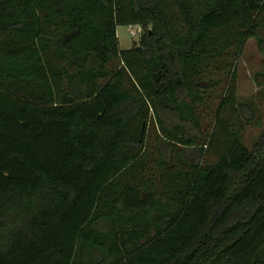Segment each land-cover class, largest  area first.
I'll return each mask as SVG.
<instances>
[{"label": "trees", "instance_id": "trees-1", "mask_svg": "<svg viewBox=\"0 0 264 264\" xmlns=\"http://www.w3.org/2000/svg\"><path fill=\"white\" fill-rule=\"evenodd\" d=\"M252 37L264 0H0V264H264Z\"/></svg>", "mask_w": 264, "mask_h": 264}, {"label": "rangeland", "instance_id": "rangeland-1", "mask_svg": "<svg viewBox=\"0 0 264 264\" xmlns=\"http://www.w3.org/2000/svg\"><path fill=\"white\" fill-rule=\"evenodd\" d=\"M120 46L128 49L138 44L142 34L134 35L127 24L117 27ZM237 86L239 100L252 101L253 113L242 119V138L252 148L264 130V52L255 37L249 38L238 60Z\"/></svg>", "mask_w": 264, "mask_h": 264}, {"label": "built area", "instance_id": "built-area-1", "mask_svg": "<svg viewBox=\"0 0 264 264\" xmlns=\"http://www.w3.org/2000/svg\"><path fill=\"white\" fill-rule=\"evenodd\" d=\"M128 27H129L130 31H131L134 35H137V34L140 35V34H142V32H143L142 26L139 25V24H133V23H131V24L128 25ZM140 40H141V39H140ZM139 43H140V41H139Z\"/></svg>", "mask_w": 264, "mask_h": 264}, {"label": "crops", "instance_id": "crops-1", "mask_svg": "<svg viewBox=\"0 0 264 264\" xmlns=\"http://www.w3.org/2000/svg\"><path fill=\"white\" fill-rule=\"evenodd\" d=\"M120 39V38H119Z\"/></svg>", "mask_w": 264, "mask_h": 264}]
</instances>
